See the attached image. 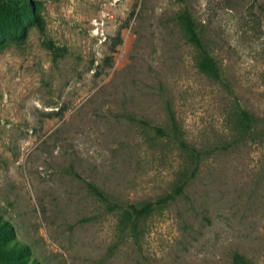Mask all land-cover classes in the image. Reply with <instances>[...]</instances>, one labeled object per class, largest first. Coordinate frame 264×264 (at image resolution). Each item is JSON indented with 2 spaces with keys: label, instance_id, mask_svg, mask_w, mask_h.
Listing matches in <instances>:
<instances>
[{
  "label": "rangeland",
  "instance_id": "1",
  "mask_svg": "<svg viewBox=\"0 0 264 264\" xmlns=\"http://www.w3.org/2000/svg\"><path fill=\"white\" fill-rule=\"evenodd\" d=\"M263 6L0 0V224L23 257L233 264L239 251L264 264ZM186 10L221 79L199 69L200 50L179 19ZM169 106L200 161L131 119L171 133ZM242 109L258 119L247 139L238 129ZM186 180L174 201L139 220L89 187L142 205ZM13 251L0 264L27 263Z\"/></svg>",
  "mask_w": 264,
  "mask_h": 264
},
{
  "label": "trees",
  "instance_id": "2",
  "mask_svg": "<svg viewBox=\"0 0 264 264\" xmlns=\"http://www.w3.org/2000/svg\"><path fill=\"white\" fill-rule=\"evenodd\" d=\"M263 12H264V6H263ZM180 21L182 26L185 29V32L190 40V42L196 46L200 50V59L198 62V67L199 69L205 73L206 75L214 78V79H221L222 77V70L219 65V62L217 59L211 54V52L207 49V47L204 44V41L202 39V36L197 28V23L192 14L186 10L183 13L180 14ZM169 116L170 120L172 122V132L168 133L166 129L160 126L153 125L152 123L145 121V120H137L136 118L131 117L133 121H138L140 124L155 130V132L158 135L162 136H169L171 135L177 142L180 143V145L189 150H193L196 152V157L200 161L202 158L203 152H200L190 146L186 140L183 137V133L180 129V126L177 122L175 113L173 112L171 106H169ZM258 119L252 115L249 111L242 109L239 113V118H238V129H239V134L243 139L250 138L251 135L255 132ZM198 168V167H197ZM196 170H194L190 176L194 177L196 174ZM189 178V179H190ZM188 180H186L181 186L175 190V192L168 193L167 195L159 198L157 201H148L142 205L138 204H124L120 203L115 200V202L112 200L111 196L103 192L101 189H99L96 185L94 184H89L90 190L92 193L97 196L100 200L103 202L110 204L113 209H118L122 212H124L129 218H134L135 220L143 219L151 215V213L154 211L155 207L158 205H166L170 201H174L178 195L183 193V190L185 186L187 185ZM18 241V243H16ZM17 238L15 240H12L10 238V233L7 230H4L3 226L0 224V258L4 257H11V253H13V250H17L16 254L14 257H21V260L25 262L27 260L26 264H41L37 260H33L31 262L30 257H23V254L26 252L22 253L21 250L24 247ZM13 249V250H12ZM27 249V253L30 251ZM13 257V256H12ZM233 264H256L253 260H251L249 257H247L245 254L237 251L233 254ZM35 261V262H34ZM20 264V263H19Z\"/></svg>",
  "mask_w": 264,
  "mask_h": 264
}]
</instances>
